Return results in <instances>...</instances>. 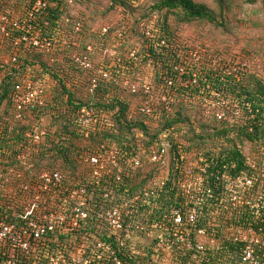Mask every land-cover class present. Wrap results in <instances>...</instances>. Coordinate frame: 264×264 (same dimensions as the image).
Listing matches in <instances>:
<instances>
[{"label": "built area", "instance_id": "1", "mask_svg": "<svg viewBox=\"0 0 264 264\" xmlns=\"http://www.w3.org/2000/svg\"><path fill=\"white\" fill-rule=\"evenodd\" d=\"M47 6L46 0H35L20 18L0 0V45L9 40L12 51L9 63L14 71L19 70L17 51L22 44L44 52L58 50L52 41L42 39V27L36 23ZM79 27L77 24L76 32L81 31ZM79 62L83 69L90 70L87 55ZM183 72L184 68L179 66L174 72L165 71L162 103H156L158 98L151 97L148 87H143L144 102L139 103V112L152 116L160 107L170 111L171 90ZM100 74L106 77L102 71ZM91 82L95 87L96 79ZM44 84L43 80L26 79L14 83L11 96L14 117H22L32 104L34 107L41 104ZM131 88L132 94L138 92L134 86ZM212 94L220 100V105L228 104L218 92ZM233 106L236 110H231L237 113L238 106ZM216 117L221 119L224 114H216ZM77 121L85 138L98 125L94 111L86 108L80 109ZM38 135H27V138L36 143L40 139ZM159 146L148 152L149 163L164 164L170 145L167 141ZM256 150L259 155L247 154L241 170L231 164L227 172L211 174V164L203 156L184 169L180 193L183 197L190 196L193 207L185 216L174 208L166 221L154 226L149 264H264V148ZM29 155L30 151L17 155L14 159L17 164L0 159V264H37L32 260L44 249L47 264H132L121 259L120 254L125 249L129 259L149 257L132 245L134 237L144 231L133 219L134 209L140 201L149 204L151 199L158 198L168 176L161 182L157 179L150 182L140 195L117 206L100 209L93 215L89 212L92 211V192H88L86 186L76 185L59 170L33 169ZM82 162L91 169L90 184H98L112 175L118 183L131 178L141 167L138 156L124 157L117 147L105 145L97 146L93 155L86 154ZM210 179L221 187L217 198L211 192ZM93 219L107 229L110 239L100 241L93 233H84L78 244L71 246L73 242L70 243L67 236L75 237L80 223H90ZM58 235L66 236L62 248L55 252L43 248L46 243L56 244ZM226 255L230 258L221 259Z\"/></svg>", "mask_w": 264, "mask_h": 264}, {"label": "rangeland", "instance_id": "2", "mask_svg": "<svg viewBox=\"0 0 264 264\" xmlns=\"http://www.w3.org/2000/svg\"><path fill=\"white\" fill-rule=\"evenodd\" d=\"M1 1L8 5L5 8H9L12 14L23 18L26 7L30 5L32 0ZM192 1L204 4L211 9L215 13L218 23L213 24L200 20L189 23L178 22L172 16H168L167 24L169 28L167 32L172 36V46L174 54H176V57L170 59L157 46L156 41L159 36L157 37L155 34L161 28L162 16L160 15L162 13L160 14L152 8L154 0L125 1L124 4L121 3V0H62L57 19V33L54 37V40H56L54 45L57 46L58 50L51 51L53 52L51 57L45 59L47 61L50 59L56 60L54 67L57 68L58 77L55 80L49 78L50 83H48L49 89L46 99L42 98L41 104L37 105L36 112L30 111L34 108L32 104L27 110L30 112L26 115L23 114L20 118H10L11 109L6 106V101L0 105V131H3L5 123L10 125L7 134V138L11 139V145L8 147L9 152L14 148H21L26 145H23L24 142L13 143L16 137L15 134L20 136L21 127L27 128L24 132V138L29 137L27 135L39 134L38 136L42 137L40 142H44L48 132L53 143L60 141L61 137L67 139L65 134L62 133L59 122L56 120L54 122L55 116L58 115L56 118L61 117L60 114L64 113L66 106H68L66 95L57 92L59 80L64 81V86L66 84L69 85L70 89H74L73 103L79 101L91 103L94 102V99L97 101L101 98L100 96L97 99L93 97L94 84L91 82V86L85 85L87 75L83 76L79 73L83 70L79 60L84 55L89 58L92 74L100 69L98 70V76H100L99 71L107 68L108 71L116 75L115 83H118L119 86L113 90L112 98L113 100L119 98L125 102L128 107V118L131 122L136 123V126L131 128L127 137L132 146L135 147L141 160V167L136 171L131 182V186H135L137 192L147 188L151 179L152 181L157 179L161 182L166 178L168 176L166 173L173 158L172 148L170 147L168 157L165 158L163 165H154L148 162L146 144L152 139L142 133L139 128L140 123L147 127L148 135L158 136L154 142L156 146H159L161 142L168 141L179 145L182 148L181 150L189 147L199 149L185 154L186 161L189 163H193L195 154L204 149L213 148L218 152L217 149H230L234 146L250 155L255 147V149L264 148V138L251 143L231 132L229 137L232 142L228 143L215 134V131L218 132L221 126L213 118L216 114L223 113L225 115V111L217 105L220 100L214 98L212 93L209 96V92L206 93V96H200L196 93L191 97L189 93L179 95L177 91H173L170 103H177L178 107L174 106L172 108L171 116L173 117L176 112L180 113L182 121L176 126L168 128V130L163 128L164 121L160 119L161 107L158 108L159 112L154 117H144L137 111L139 103L144 102L143 87H148L151 97L158 98L156 103H162L160 97L164 90V73L169 70V72H174L176 66L184 68V72L194 73L196 76L193 75V78L204 77L205 75L214 77L229 74L236 80L245 79L242 82L244 85L248 84L249 77L264 84L263 0H252V2L248 0H226L225 10L222 12L216 0ZM56 5V3L53 4V6ZM77 24L80 25L81 32H76ZM162 41H159V46L165 45V42L162 43ZM61 42H64V44L62 45ZM8 44L9 40H4L3 46L0 45V79L8 74H13L12 64L9 63L12 51L9 49ZM151 45L157 53L162 54L160 59L155 60L149 56L147 49ZM165 47L168 48L167 45ZM5 61L8 63H5ZM38 61L39 63L45 62L43 59ZM52 61L50 60V62ZM37 62L34 64V68L25 71H37L39 73L40 68ZM20 63L22 68V62ZM167 66L169 68H166ZM107 77L104 79H107ZM90 79L92 81L94 78ZM81 81H83V84L78 86ZM203 81L210 85L205 78H203ZM197 83L192 81V78L185 81L177 77L175 87L194 91ZM132 86L138 90L136 94L131 93ZM220 98H223L233 110L235 109L233 106L235 104L231 105V98L227 99L224 96H220ZM49 103H55L57 109L52 107L48 109ZM116 111L118 110L116 109ZM115 112L111 113L114 114ZM238 112H241V109ZM225 118L232 129H234V124L241 123L239 120L234 121L229 115H225ZM13 129H16L15 133H13ZM70 130L71 132L76 130L75 126H71ZM68 141L67 146L69 145L71 149L78 151L81 141L72 137H69ZM31 143L34 144L32 141ZM69 146L68 148H70ZM8 150H0V159L8 156ZM74 150L70 152L73 159L77 158ZM183 152L186 151L183 150ZM38 157L36 155V162L40 165L37 170L49 171L54 168H62V158L55 153L41 157L40 160ZM6 160L10 161L9 159ZM75 166L76 174L71 173L72 169L67 165L65 168L69 172H64L63 169H61V172L71 180H73L74 175L83 172L87 175L91 173L86 171V168L84 170L79 164L75 163ZM18 168L17 165L16 169ZM152 232V229H148L137 234L132 245L143 250L149 248L153 240ZM44 256V253H36L33 261L37 264H47Z\"/></svg>", "mask_w": 264, "mask_h": 264}, {"label": "trees", "instance_id": "3", "mask_svg": "<svg viewBox=\"0 0 264 264\" xmlns=\"http://www.w3.org/2000/svg\"><path fill=\"white\" fill-rule=\"evenodd\" d=\"M47 1V9L45 12H43L36 20V23L39 24V26L42 27L43 31V37L42 39H47L52 41V44H55L54 37L56 36V28H57V19L59 14V6L62 3V0H46ZM125 1L134 2L135 0H121V3L124 4ZM249 2H252V0H248ZM35 0H32L30 5L26 7V10H29L30 7L34 4ZM263 2V8H264V0ZM50 3V4H49ZM56 3V6H53V4ZM216 3L218 4V7L220 8L221 12L225 10V3L226 0H216ZM6 7L8 5L4 4ZM153 9L157 11L158 13H162L160 16L161 18V28L159 32L155 34V36H159L157 39V46L161 48L165 53L166 57H169L170 59L172 57H176V54H174V49L172 46V36L170 35L168 30V24L167 19L168 16H172L173 19H175L178 22H192L195 20L200 21H206L209 23L217 24L218 20L215 15V13L209 9L207 6L201 3H195L192 0H154ZM160 20V19H159ZM47 22L48 24L45 25L44 22ZM81 28V27H80ZM81 32V31H80ZM160 40H163L165 42L164 46H159L158 43ZM74 44V42H73ZM168 46L165 47V46ZM170 45V46H169ZM51 51V50H50ZM147 52L150 57L154 58L155 60L160 59L162 54L157 53L156 49H154L153 45H151ZM51 53L53 52H44L42 50H38L35 47H26L23 44L20 45L19 50L17 51L18 55V64H19V70L14 71L13 74H8L6 77H3L0 79V105L4 101H6V106L8 109H11L10 112V118L14 117V102L12 100V91H13V85L14 83H18L23 79L26 80H43L44 81V97L46 99V94L49 89L48 83H50V79H54L57 76V68L54 67L56 60H53L50 62V60H45L46 57H51ZM88 57V56H87ZM48 58V59H49ZM43 59L45 62L39 63L38 60ZM89 59V58H88ZM38 61V62H37ZM22 62V68L21 63ZM36 62L39 64L40 72L37 71H29L30 68H34V64ZM25 66V67H24ZM34 66V67H33ZM166 68H169L168 66ZM26 69H29L28 71H25ZM81 70V69H79ZM100 70V69H98ZM98 70L95 74H92L90 70H81L79 73L81 75H87L86 84L88 86H91V79H96V86L95 90L93 91V97L96 99L100 96L101 98L97 99V101L91 102V103H85L83 101H79L78 103H73V88L70 89L69 85L64 86L63 82L59 80V88L57 89L58 94L66 95V103L68 106H66L64 113H61L60 116L56 118L58 115L55 116V120L59 122L60 127L62 129V133L65 134L66 138L61 137L60 141L57 143H53L52 138H50L49 133L47 132L44 142H40L42 137L37 141L36 143L32 144L31 141L28 138H24V132L27 128H20V136L15 134V141L13 143H23L25 145L21 148H14L9 152L8 147L11 145V139L7 138L8 129L10 125L8 123H5V126L3 127V131H0V150L1 149H7L8 150V156L4 157L6 159H9L12 161L13 164H17L15 162V157L17 155H20L21 153H27L30 151L29 160L34 165L33 169H39L40 165L36 162V155L38 159L40 160L41 157H45L46 155H53L54 153L62 158L63 165L62 168H54L52 170H59L64 172H69L65 167L66 165L72 169L70 171L71 173L76 174V164H79L81 167L86 168V171H90V167H87L83 165V157L86 154L93 155L96 153V147L99 145H105L107 147L115 146L120 151L122 156H138L137 152L135 150V147L132 146L130 143V140L128 139V134L133 126H136V123L131 122L127 115V105L125 102H123L121 99L116 98L113 100L112 94L113 90L118 88V83L116 84V75L112 74L109 69H102V72L106 74L107 79H104L103 75L98 76ZM169 70V69H168ZM170 71V70H169ZM78 73V72H77ZM100 73V71H99ZM194 73L191 72H183L179 74L178 77L182 78V80H188L192 78V81L197 83L196 89L194 91L192 90H185L181 87H175V84L172 87V92L177 91L179 95H184L185 93H189L192 97L193 94H200V96H206V93L209 92L211 96V93L218 92L220 96H224L225 98H231L232 104H235L238 106V111L241 112H233L230 110V106L227 105H220V101L217 103L218 107L223 109L225 111V115H229L230 118H233L234 121L239 120L241 123L234 124L233 128L230 127V124L226 121L225 115L223 118L219 119L216 117L213 118L214 121L218 122L221 126L220 129H218V132L215 131V134L218 135V137H221L225 139L228 143H231L229 134L231 132H234L236 136L241 137L247 142H255L258 140H262L264 138V84L256 79H251L249 77L248 84L244 85V80H236L229 74H223L221 76H208L205 75L204 77H196L193 78ZM196 76V75H195ZM50 78V79H49ZM68 78V77H65ZM203 78L209 82L210 85L206 83V81H203ZM237 82H236V81ZM53 81V80H52ZM239 83V84H238ZM83 84V81L78 83V86ZM56 85V84H55ZM75 86V84H73ZM67 88V89H66ZM188 88V87H187ZM188 91V92H187ZM162 93H165L164 90ZM115 98V97H114ZM171 102V101H170ZM169 102V103H170ZM49 108L51 107L53 109H57L55 103H49ZM174 106L178 107L177 103H170L169 108L170 111H165L163 108H161L160 112L159 110H155L154 114L152 116L145 115L139 112L137 107V111L139 114H141L144 117H154L158 112L161 113L160 119L164 121L163 128L168 130V128L172 126H176L177 124L181 123L182 117L180 113H175L172 117V108ZM41 108V107H40ZM86 108L89 110L94 111L95 117L98 119V125L93 127L89 135L85 138L81 128L78 124V113L80 109ZM38 109V106H35L32 110V112H36ZM116 109L118 111H116ZM116 112H115V111ZM30 111L24 112L26 115ZM58 112V111H57ZM56 112V113H57ZM111 112H115L114 114ZM59 113V112H58ZM243 114V115H242ZM8 115V114H7ZM6 115V116H7ZM245 116V117H244ZM229 118V117H227ZM75 126L76 130L71 132L70 127ZM139 128L142 131V133L146 136H150L149 138L152 139L146 144V150L147 155L148 152H150L151 149L156 148L159 149L160 146H156L154 143L156 139L158 138L157 135H148L147 127L143 124H139ZM165 130V131H166ZM16 132V129H13V133ZM32 132V130H31ZM30 132V133H31ZM77 138L79 141H81V145L79 146L78 151H75L74 149L68 148L67 144L69 143L68 138ZM198 138V137H197ZM195 138V139H197ZM239 139V138H238ZM242 142V141H240ZM130 143V144H129ZM129 144V145H128ZM170 147L172 148V155L173 158L170 163V168L167 171L168 179L164 182V187L159 190L160 192L157 194L158 198L151 199L150 203H143L139 202L135 205L134 209V215L133 219L134 221H137L143 228L145 232L148 229H154V226L156 224L163 223L167 220V216L170 215L171 211L176 208L180 210L183 216L187 213V210L192 208V203L190 202L191 198L190 196L183 197L180 193V184L183 182V179L185 178V173L183 172L184 169L189 166V162L186 161L185 154L187 152H191L192 150H199V149H192V148H183L186 152H183L181 150L182 148L179 145L174 144L173 142H169ZM172 145V146H171ZM256 148V147H255ZM252 149V152H250L252 155L257 154L259 155V150ZM75 151V154L77 155V158L73 159L70 156L71 151ZM218 152H216V149L210 148V149H204L200 150L195 154V159H198L200 156H203L208 159V163L211 164L210 167V173L214 174L216 172H227L229 170V166L231 164H234L238 167V169H243L244 164H246V159L248 158L247 153L243 152L239 147H231L230 149H217ZM35 151V152H34ZM203 151V152H201ZM34 152V153H33ZM14 160V161H13ZM65 164V165H64ZM163 165V164H158ZM36 171H33L34 173ZM73 174V175H74ZM134 177V174L131 178L124 179L121 182H115L114 175L112 176H106L100 183L98 184H90L92 181L91 173L89 175L83 173H80L78 175H74L73 181L76 185L79 186H86L88 189V192H92V197L90 199V208L92 211H89L90 214L94 215V212L97 213L100 209H105L107 207L117 206V204L130 199L132 196L140 195L145 189H142L141 191L137 192V189L135 186H131L132 178ZM69 179V177L67 176ZM214 179H210V183L212 184V194L217 198V195L221 192L220 186L214 185ZM152 181V179H151ZM150 181V182H151ZM208 181V179H207ZM149 182V183H150ZM148 183V184H149ZM143 184V183H142ZM107 195L104 198V195ZM181 195V196H180ZM81 228L79 231L76 232L77 235L75 237L73 236H67V238L70 240L71 246L77 245L81 238L82 234H89L93 233L95 235L96 240L100 241H107L110 239L109 232L105 227H102V225L93 219L90 223H80ZM66 236L58 235L57 236V243L52 244L49 243L45 245L43 248H47L49 251H56L57 249L62 248V244L65 242ZM88 238V237H87ZM137 250H142L148 253V256L150 254V248L147 249H139L137 247ZM127 249H125L121 254V259L123 261L128 260L132 264H149V257L141 258V257H134L132 256L131 259L127 258L126 254ZM45 252V249L42 250V253ZM216 258H219V255L216 256ZM227 258L229 259V256H225L221 259ZM34 260V259H33ZM32 260V261H33ZM35 262V261H33ZM46 263V261H45Z\"/></svg>", "mask_w": 264, "mask_h": 264}]
</instances>
